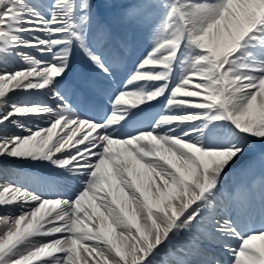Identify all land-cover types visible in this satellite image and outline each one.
<instances>
[{"label": "snow or ice", "instance_id": "1", "mask_svg": "<svg viewBox=\"0 0 264 264\" xmlns=\"http://www.w3.org/2000/svg\"><path fill=\"white\" fill-rule=\"evenodd\" d=\"M255 160L264 0H0V264H264Z\"/></svg>", "mask_w": 264, "mask_h": 264}, {"label": "bare ground", "instance_id": "2", "mask_svg": "<svg viewBox=\"0 0 264 264\" xmlns=\"http://www.w3.org/2000/svg\"><path fill=\"white\" fill-rule=\"evenodd\" d=\"M125 74H127V73H124L123 75H125ZM255 161H258V160H255ZM261 166V165H260ZM6 178H8V179H11V178H13V177H11L10 175L9 176H5ZM260 182V179H257V180H255V183H259ZM0 214H3V213H0ZM230 243H232V244H236V243H238V241H230Z\"/></svg>", "mask_w": 264, "mask_h": 264}]
</instances>
